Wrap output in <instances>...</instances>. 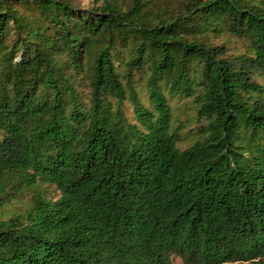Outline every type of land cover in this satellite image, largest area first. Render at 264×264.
I'll use <instances>...</instances> for the list:
<instances>
[{
	"label": "trees",
	"instance_id": "1",
	"mask_svg": "<svg viewBox=\"0 0 264 264\" xmlns=\"http://www.w3.org/2000/svg\"><path fill=\"white\" fill-rule=\"evenodd\" d=\"M263 79L264 0H0V264H264Z\"/></svg>",
	"mask_w": 264,
	"mask_h": 264
},
{
	"label": "rangeland",
	"instance_id": "2",
	"mask_svg": "<svg viewBox=\"0 0 264 264\" xmlns=\"http://www.w3.org/2000/svg\"><path fill=\"white\" fill-rule=\"evenodd\" d=\"M77 3L82 6V7H90L93 6L96 3V0H77ZM264 81V79H263ZM180 107L182 108V114H181V119H183V128L181 129V134H182V140L180 141L179 145L180 147H186L191 143V140L193 138V131H191V128H193L195 126V122H186L184 118L185 114H188V112L190 113L191 111L188 110V106L184 105L183 103L179 104V111H180ZM188 111V112H187ZM190 130V132H189ZM173 264H183L181 262V260L179 258H174L173 259ZM224 264H243V263H224Z\"/></svg>",
	"mask_w": 264,
	"mask_h": 264
}]
</instances>
